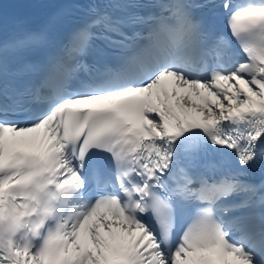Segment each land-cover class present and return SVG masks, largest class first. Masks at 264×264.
Listing matches in <instances>:
<instances>
[{"label": "snow or ice", "instance_id": "1", "mask_svg": "<svg viewBox=\"0 0 264 264\" xmlns=\"http://www.w3.org/2000/svg\"><path fill=\"white\" fill-rule=\"evenodd\" d=\"M45 6L0 3V264H264V0Z\"/></svg>", "mask_w": 264, "mask_h": 264}]
</instances>
